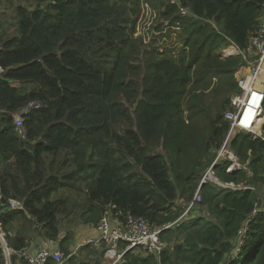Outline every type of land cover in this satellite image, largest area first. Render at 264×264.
Here are the masks:
<instances>
[{"label":"trees","instance_id":"obj_1","mask_svg":"<svg viewBox=\"0 0 264 264\" xmlns=\"http://www.w3.org/2000/svg\"><path fill=\"white\" fill-rule=\"evenodd\" d=\"M11 3L13 33L2 27L9 11L0 15V224L10 245L24 249L28 231L36 228L56 238L62 215L72 212L56 194L82 192L83 185L82 217L94 227L104 215L123 222L132 214L154 227L181 222L161 236L183 234L184 243L167 249L160 262L149 256L126 264H264L261 139L242 133L232 143L251 176L245 169L228 173V162L214 168L222 182L255 190H218L206 183L197 209L184 217L176 205L178 199L192 201L214 163L216 156L207 165L199 162L202 142L207 140L206 152L219 149L230 130L223 113L232 110L231 101L216 111L214 82H229L239 92L236 74L247 64L241 54L264 18V0ZM143 4L164 6L162 17L184 28L186 52L177 62L155 58L154 49L140 64L133 17ZM182 9L188 15L181 16ZM231 45L242 53L223 57V49ZM140 89L146 101L138 103L130 94ZM126 97L136 105L137 130L124 108ZM33 101L44 107L25 118L24 139L14 115ZM119 119L124 121L120 131ZM204 121L205 139L199 131ZM153 144H162L169 153L170 166L163 154H148ZM191 160H196L193 167ZM11 199L22 201L23 207L11 210ZM23 219L27 226H16ZM242 240L241 252L234 256ZM0 264H5L1 245Z\"/></svg>","mask_w":264,"mask_h":264},{"label":"built area","instance_id":"obj_2","mask_svg":"<svg viewBox=\"0 0 264 264\" xmlns=\"http://www.w3.org/2000/svg\"><path fill=\"white\" fill-rule=\"evenodd\" d=\"M181 14L188 15V11L182 9ZM235 51H237V55L242 53L237 48ZM241 55H243L248 67L238 73L239 78L237 75L239 92L231 99L232 110L224 115L231 127L220 148L217 159V162L225 161L229 163L228 173L241 169L240 161L231 147V140L236 130L248 132L255 139H261L264 142L263 126L259 125L260 119H263L264 124V18L261 20L258 30L251 36L248 50ZM248 105H251L252 109L248 110ZM42 107H44L42 102L33 101L28 107L14 115V121L20 135H24L25 118L36 110L42 109ZM215 166L216 162L203 176L192 201L186 203L184 217L203 203L200 193L203 184L212 182L215 185H219L221 189L255 190L252 187L221 182L216 176ZM8 206L11 210H18L23 207V202L11 199L8 202ZM116 223L114 225L111 218L104 215L97 226L99 231L97 244L104 247L105 256L113 260V264L122 263L129 253L153 256L158 262L161 261L164 252L168 249L167 243L162 239L161 235L171 229L174 224L154 227L146 218L132 214H129L125 221H116ZM247 231L248 225H246L243 235ZM47 239L44 242V246L35 255L30 254L26 248L16 250L10 245L8 235L0 224V245L5 264H13L12 262L15 259L23 264H67L70 255L63 254L56 239ZM242 244L243 240L240 242L241 247Z\"/></svg>","mask_w":264,"mask_h":264},{"label":"rangeland","instance_id":"obj_3","mask_svg":"<svg viewBox=\"0 0 264 264\" xmlns=\"http://www.w3.org/2000/svg\"><path fill=\"white\" fill-rule=\"evenodd\" d=\"M17 7L19 5L22 4H26L28 0H14ZM159 6H160V1H159ZM9 11L8 12V22L5 24H2V27H4V30H9L12 31L11 33L14 32V28L16 27L15 25V10L14 7L12 6V3H6L4 0H0V15H3L4 12ZM165 11V7H158V8H154L151 7V5L149 4H143V6L141 7V9L136 13V15L133 17V20H136V23L134 24V29H135V34L133 35L134 39H136L138 45H141L142 50L140 51V54L138 55L140 64L143 66L144 62L146 60V52L148 51H154V53H152V55L157 58V59H170L172 61L177 62L178 58L180 57V55H182L184 52H186V47H185V43H184V39H185V30L183 27L177 26H171L172 22L170 20H166L162 17L161 13H163ZM181 16H185L182 15ZM0 21H4V18H0ZM163 25V30L162 31H158L157 28ZM148 48H147V47ZM166 54V55H165ZM223 57H228L231 55H235V49L233 46H230L229 48L223 49L222 51ZM165 55V56H164ZM136 57V56H135ZM137 64V63H136ZM144 74H142L141 77H143ZM237 78V77H236ZM239 78V75H238ZM134 80H138L139 76H136L135 78H133ZM130 81L129 78L125 79L124 82H128ZM230 84L229 82H214V92H213V99L212 101L214 103H216V111L219 110L220 108H222L224 105H226V101H231L232 97L237 95L238 92H236V87L232 88V90H234V92H232V90L229 88ZM143 92L142 89L138 90V92H135L131 95V98L137 97V101L138 103H140L141 101H146V99L143 97ZM185 101V100H183ZM123 104L125 105V109H129L130 110V114L131 117L134 119V129L137 130V126H136V121H135V115H134V110L136 109V105L131 106L130 104V100L127 99L122 101ZM185 108V114H186V106H184ZM226 111L223 113L225 114ZM264 118V116H263ZM123 124L124 121H122V119H119V131L122 130L123 128ZM261 126H263V119H262V123ZM204 129V130H203ZM200 132V136L205 139V137L208 135V130L206 129V123L204 121V124L202 126V129H199ZM203 130V131H202ZM22 138L23 135H22ZM26 139V138H24ZM23 139V140H24ZM207 141V140H206ZM206 141L202 142L201 144V150H200V154L201 152H203L202 157L198 158L199 162L203 165H207V162L209 161V158H214L215 156H217V154L219 153V149H217L216 147H211V149L206 152ZM151 152L149 151L148 154L149 155H155V153L157 154H163L166 157V163L170 166L171 163V159L169 156V153L164 149L162 144L160 146H155V144H153L151 146ZM208 155V157H207ZM193 161V163H192ZM196 163V160H191L189 161V166L193 167V165ZM242 164V163H241ZM243 165V164H242ZM207 170V169H206ZM209 170V169H208ZM208 170L205 172L204 175H206V173L208 172ZM186 171V170H185ZM184 171V172H185ZM201 183V182H200ZM200 186V185H199ZM216 189H220L219 185H215ZM246 186V185H245ZM82 187V192H75V191H71V190H63L60 191L59 193L56 194V198H65L67 201V205H69L70 210L72 211L70 215H68L67 212H65L61 218H63L62 220H71V219H76V220H84V217H82V207L84 204V200L86 198V188L83 187V185H81ZM258 191V189L256 190ZM262 194L264 195V188L262 190ZM197 191H195L196 193ZM195 195V194H194ZM186 203L184 199H178L176 202V205L178 208H182L183 211L185 212V207H186ZM204 208H199L197 211L199 213H201V211ZM179 221V220H178ZM186 223L190 222L185 221ZM66 223V222H64ZM173 224V223H171ZM179 225H182L181 222H178L176 225L174 223V226L176 229L177 227H179ZM16 226L18 227H23L25 228L27 226L26 224V220H20L18 221V223L16 224ZM181 227V226H180ZM175 228H173V230H175ZM5 231V230H4ZM6 232V231H5ZM7 233V232H6ZM175 232L173 234H170L169 236L164 238V241L167 243L168 249L171 250L173 249V246H176L178 244H183L184 243V235L181 234H177L176 236L174 235ZM8 235V233H7ZM240 247L238 248V250L236 251V253L234 254V256H237L239 254ZM136 256V258H141V259H146V256H144V254H140V253H134L131 254ZM126 258V257H125ZM182 264V263H181Z\"/></svg>","mask_w":264,"mask_h":264},{"label":"crops","instance_id":"obj_4","mask_svg":"<svg viewBox=\"0 0 264 264\" xmlns=\"http://www.w3.org/2000/svg\"><path fill=\"white\" fill-rule=\"evenodd\" d=\"M4 1L6 3L10 2V4L12 1L15 2L14 0H4ZM231 46H233L234 49L236 50V47L234 45H231ZM229 47L230 46H228L226 48H229ZM235 55H237V51H235ZM235 55H231V56H235ZM228 57H230V56H228ZM245 63H247V62H245ZM247 67H248V64H246V68ZM238 73L236 75H239ZM259 122H262V120L260 119ZM263 128H264V124H263L262 129ZM242 133L250 134L248 132H239L238 130H236L234 132V135H233L232 140H231V147H232V143H233L234 139ZM218 157H219V153L217 154V156L214 160V163L216 162V166L226 163L225 161H218L217 162ZM214 163H213V165H214ZM240 164H241V161H240ZM241 169H245L248 172L249 176L252 175L250 170L247 168L246 165L241 164ZM216 176H217V174H216ZM207 184H213V183L209 182ZM213 185H215V184H213ZM241 186H243V185H241ZM193 198H194V196H193ZM82 209H83V211L81 213L83 214L85 208L82 207ZM197 215H199V217H201L200 214L197 213ZM202 217H205L207 220H209V217H207V216H202ZM62 219L63 218H61L60 222H59V231H60L59 233L60 234L54 239H56L58 241L59 247L61 249H63L67 255H70L69 262L67 264H113V260H111L105 256L104 247L97 244V240L99 237V231L97 229V226L94 227L93 225H89L84 220L71 219L69 221L66 219L63 221ZM114 220L115 221L112 223L114 225H116L117 220L116 219H114ZM64 222H66V223H64ZM26 240H27L26 241L27 246L25 247L26 250L30 254L35 255L39 251V249H41L44 246V242L48 239H47V237H45L43 235L42 230H38L36 228L35 230H32L31 232L28 231V234L26 236ZM144 256H146V255H144ZM147 257H149V256H147ZM132 258H136V256L130 255L129 257H126L123 260V262L120 264H126L127 262H130V260ZM12 263L13 264H23L22 262H18L16 259Z\"/></svg>","mask_w":264,"mask_h":264},{"label":"bare ground","instance_id":"obj_5","mask_svg":"<svg viewBox=\"0 0 264 264\" xmlns=\"http://www.w3.org/2000/svg\"><path fill=\"white\" fill-rule=\"evenodd\" d=\"M254 97L258 98L257 96H254ZM258 103H259V101H258ZM250 109H252V106L248 105V110H250ZM200 193H201V191H200ZM201 195H202V193H201Z\"/></svg>","mask_w":264,"mask_h":264},{"label":"clouds","instance_id":"obj_6","mask_svg":"<svg viewBox=\"0 0 264 264\" xmlns=\"http://www.w3.org/2000/svg\"><path fill=\"white\" fill-rule=\"evenodd\" d=\"M219 179V178H218Z\"/></svg>","mask_w":264,"mask_h":264}]
</instances>
